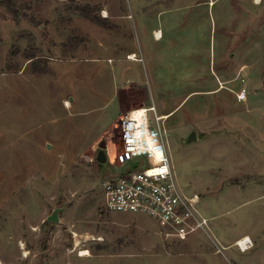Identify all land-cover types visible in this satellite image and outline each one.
I'll use <instances>...</instances> for the list:
<instances>
[{"label":"rangeland","instance_id":"1","mask_svg":"<svg viewBox=\"0 0 264 264\" xmlns=\"http://www.w3.org/2000/svg\"><path fill=\"white\" fill-rule=\"evenodd\" d=\"M15 1L0 4V264H264V0ZM152 99L160 114L183 101L166 148L221 251L104 206L127 169L115 123Z\"/></svg>","mask_w":264,"mask_h":264},{"label":"built area","instance_id":"2","mask_svg":"<svg viewBox=\"0 0 264 264\" xmlns=\"http://www.w3.org/2000/svg\"><path fill=\"white\" fill-rule=\"evenodd\" d=\"M236 95L239 101L246 100L247 89H240ZM163 116L158 113L154 99L148 105L120 114L115 125L120 128L122 142L121 148L115 149L114 163L125 164L127 169L104 180V206L108 211L150 215L162 226L164 236L178 240H188L203 232L217 247L216 251H221L224 246L213 233L211 219L199 208L200 195L187 192L179 183L166 148L167 130L162 123L166 117ZM149 137L156 150L151 148ZM136 157L143 159L142 166ZM245 238L235 242L242 251L253 244L252 239Z\"/></svg>","mask_w":264,"mask_h":264},{"label":"water","instance_id":"3","mask_svg":"<svg viewBox=\"0 0 264 264\" xmlns=\"http://www.w3.org/2000/svg\"><path fill=\"white\" fill-rule=\"evenodd\" d=\"M196 138H197L196 133L192 132L190 134V136L188 137L187 141L190 142V141L195 140ZM106 148H107V142H106V140H102L100 142V149H99L98 156H97V159L100 162L107 161ZM136 166H137V164L134 165V167H136ZM64 208H65V206H56V207H54L52 213L48 216L47 219L49 221L59 222L61 220L60 213H61V211H63Z\"/></svg>","mask_w":264,"mask_h":264},{"label":"trees","instance_id":"4","mask_svg":"<svg viewBox=\"0 0 264 264\" xmlns=\"http://www.w3.org/2000/svg\"><path fill=\"white\" fill-rule=\"evenodd\" d=\"M0 4L8 7L10 10L14 11V12H17L18 13V10H17V6H16V1L15 0H0ZM91 20L97 22V23H103L104 21H102V19L104 20V18H100V17H97V16H94V15H89L88 16ZM106 20V18H105ZM105 26H106V23H104Z\"/></svg>","mask_w":264,"mask_h":264},{"label":"bare ground","instance_id":"5","mask_svg":"<svg viewBox=\"0 0 264 264\" xmlns=\"http://www.w3.org/2000/svg\"><path fill=\"white\" fill-rule=\"evenodd\" d=\"M104 12H105L104 15H108L106 10H105ZM156 34H157V38H161V37H162V34H161L160 31L157 30V31H156ZM129 58H135V54H134V53L130 54ZM135 59H136V58H135ZM65 106H66V107H69V108L71 107V102H70V100H66V101H65ZM163 117H169V116H168V114H167V115H164ZM149 142H150L151 148H153L154 150H156L157 148L154 146V142H153V139H152L151 137H149ZM244 237H246L245 239H248V240L251 239L248 235H247V236H244ZM242 242H243V240H242ZM243 243H244V242H243ZM82 254L87 255V254H89V251L84 250V252H83Z\"/></svg>","mask_w":264,"mask_h":264},{"label":"crops","instance_id":"6","mask_svg":"<svg viewBox=\"0 0 264 264\" xmlns=\"http://www.w3.org/2000/svg\"><path fill=\"white\" fill-rule=\"evenodd\" d=\"M106 17H108V16H106ZM158 29H160L161 30V33H162V37H163V31H162V29L161 28H158ZM132 59H134V58H132ZM183 102V101H182ZM181 102V103H182ZM181 103H179L177 106H175L173 109H171V110H169V111H165L164 113H162V114H171V113H173L174 111H175V109H177L178 108V106H180V104ZM131 107V106H130ZM129 110V109H128ZM160 114V113H159ZM171 116H172V114H171ZM249 236V235H248Z\"/></svg>","mask_w":264,"mask_h":264}]
</instances>
